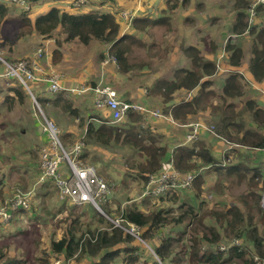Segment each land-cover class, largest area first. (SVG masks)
I'll return each instance as SVG.
<instances>
[{
	"label": "trees",
	"instance_id": "trees-1",
	"mask_svg": "<svg viewBox=\"0 0 264 264\" xmlns=\"http://www.w3.org/2000/svg\"><path fill=\"white\" fill-rule=\"evenodd\" d=\"M24 1L29 6V10H25L12 0L0 1V49L6 47L10 49L18 41L26 40L25 38L31 36L33 38L39 36L44 40L53 39L51 61L54 65H58L62 59L61 48L64 42L76 41L82 46L99 42L109 46L107 52L114 57L119 66L118 70L121 74H127L130 67V54L134 49L148 48L140 42L137 34L146 33L147 27L152 28L162 23L160 20L147 16L134 19L131 31L120 35V25L114 14L109 12L87 10L82 13H68L53 5L46 13L31 20L32 10L42 1ZM226 1L231 4L226 20L230 32L224 47L221 49L215 42H208L206 37H201L204 42L203 50L208 58L204 57L195 45L183 47L190 66L174 70L172 79L157 78L149 90L151 96L161 98L162 104H166V106L163 105L164 108L160 107L162 111L170 113L177 122L184 123L189 117L201 112V116L211 123L214 133L224 142L238 145L240 148L256 150L264 145V106H260L253 98L244 97V85L241 84L238 75L231 73L225 78L219 95L213 90L210 79L217 74L216 63L213 60L214 56L218 57L217 51L223 54V58L221 55L218 60L221 66L242 65V40L244 35H247L251 40L252 55L249 60V71L259 85L264 82V19H261L259 25L248 27L246 13L248 16V9L255 0ZM256 11L257 13L264 11L263 6H257ZM211 16L213 19L217 18L215 13ZM56 32H58L57 38L54 37ZM33 59V57L26 58L29 62ZM31 92L33 93L32 90ZM180 93L190 96L187 100L176 98ZM0 96H3V108L7 112L10 113L15 108L22 107L26 120H31L32 101L27 99L28 93L18 80L4 78L2 72L0 73ZM240 98L242 102L238 108L234 100ZM35 99L44 112L53 113L56 109L68 118L79 120L81 125L85 126L86 151L80 155V159L87 163L90 162L86 159L89 157L87 150L89 145L92 149L106 147L128 149L132 152L128 160L129 169L133 172L135 179L145 183L149 175L158 172L168 161L170 145L168 141H163L164 134H160V129L161 131L164 129V124L160 121V123L158 121L147 123L137 113H129L127 122L131 123L130 128L137 132L135 135H129L125 127L121 129V126L116 124H94L89 121L94 119L93 108H89L85 102L78 103L77 99L68 94L49 93L41 98L35 96ZM4 116L5 114L1 113L0 119ZM248 117L250 122L246 123ZM143 123H146L147 128L141 127ZM3 127L2 122L0 130ZM171 153L173 168L180 178L189 174L195 175L191 188L184 192L193 191V198L199 201L202 198V177L204 176L199 171L212 166L211 169L220 172L219 175L225 178L224 180L234 177L228 180L230 184L231 182L237 185L245 184L244 195H241L239 200L235 198L242 205V209L237 206L238 203L216 205L213 208L207 207L199 214L202 207L194 209L191 204L183 202L180 207L185 208L184 212L176 215L172 208H165V206L150 210L149 207L143 209L133 203L121 210L117 216L122 227L129 229L133 226L137 229L138 238L110 223L95 210L96 216L93 222L100 224L105 222L107 227L101 229L95 227L92 230L87 227L76 237L75 227L80 225V222L77 217H74L59 239H51L50 252L44 249L42 258L37 259L38 264H49L51 255L72 256L77 252L79 257L89 258V264L264 263V210L260 206V196L264 192V164L261 166L263 169H260L256 164L250 165L249 162H243L239 159V155H235L237 150H232L229 156L233 162L222 167L221 163L210 155L201 140L191 145L173 147ZM31 159L38 161L35 153ZM38 165L40 166V162ZM3 168L4 163L0 157V198H3L6 187ZM38 185L39 190L49 186L47 183L36 186ZM218 185L220 189L217 191L221 193L220 181ZM178 192L181 190L165 193L164 197L163 195L147 196L145 199L167 200V203L175 204L178 200ZM167 195L170 196L166 197ZM193 198L191 196L190 202ZM63 202L71 204L70 201ZM75 208L73 205L70 213L75 212ZM42 209L44 207L40 210ZM14 212L12 216L18 214L40 218L37 214V205L32 208H20ZM105 213L111 218V213L108 211ZM208 219H212L213 223H205ZM64 220L62 222H66ZM57 223L59 221L55 222L56 226H58ZM169 226H182V229L163 235L162 230ZM78 228H81V225ZM224 239L229 242L227 251L219 250L220 242ZM242 241L247 245H243ZM144 243L151 248V254ZM20 254L10 255V245H1L0 264H23L25 259L22 258V254L24 253ZM142 254H147L145 259H142ZM76 260L80 259L76 258Z\"/></svg>",
	"mask_w": 264,
	"mask_h": 264
},
{
	"label": "rangeland",
	"instance_id": "rangeland-1",
	"mask_svg": "<svg viewBox=\"0 0 264 264\" xmlns=\"http://www.w3.org/2000/svg\"><path fill=\"white\" fill-rule=\"evenodd\" d=\"M92 1L97 4L100 0ZM200 1L203 2L198 1V4L197 0H191L189 4L184 5L183 0H168V2L167 0H146V2L141 4L140 12H143V14L148 13V15L155 20L162 19L163 22L152 28L147 27L146 33L137 34L140 42L148 46V48L134 49V51L130 54V63L140 65L137 66L138 69H136L138 75H134L133 78V80H135L134 82L136 83V87L138 83L143 81L144 73H148L150 76L149 79H154V77L160 75V73L168 77L179 67H189L190 61L185 57L186 54L183 51L185 43L187 45L197 46L204 57H207L208 55H206L203 50L204 42L201 37H206L208 42H215L222 49L223 43L229 37L230 30L227 28L226 20L231 4H229L230 2H227L226 0ZM115 2H117V6L120 7H115V12H119L121 9L131 10L136 4V0H114V2L112 0L114 5ZM213 2L216 5L212 4ZM150 4L153 5L152 8L149 7ZM154 9H157V11H154ZM189 9L193 12L195 10L196 14H191ZM218 10L220 11L219 15H216L217 18L213 19L211 15L213 12ZM193 15L196 17H193ZM190 17H192L193 20L190 19ZM30 19H34L33 15H31ZM197 29L198 32L196 33ZM182 32L183 39L181 37ZM57 35L58 32L54 34V37L57 38ZM60 38L63 39V37ZM25 39L26 40L22 39L18 41L14 46L10 47V49H7V47L0 49V70L2 74L4 72V67L6 66L4 61L11 63H17L23 60L28 61L26 58H34V55L38 50H41L44 53L42 58L43 64H49L51 67L53 66L51 61L53 39L44 40L39 36L34 38L31 36ZM193 40H195L193 43H188ZM242 42L245 46V53H247L250 46L247 35H244ZM103 47V44L97 42L92 43L88 48H84L76 41L67 43L64 42L61 48L62 57L65 56V58L68 59L66 65L69 70L73 71L72 74L77 73L78 71L87 73L89 66L97 67L98 62L100 61V56L104 54V49H102ZM217 54L219 56L221 52L218 53L217 51ZM104 56L106 55L104 54ZM244 56L247 57L248 55L244 54ZM213 60L216 61V56L213 57ZM45 69L47 70V67ZM56 69L61 72L64 71L63 68L56 67ZM135 78H140V80H136ZM72 80L84 82V79L81 80L73 78ZM210 80H212L213 89L219 93L217 89L221 81L213 77H211ZM27 83L35 91L34 96L36 97H39V93L37 92H46L48 88V84L45 82ZM136 92L139 95V91ZM258 94L246 87L244 88V97L254 98L259 101L261 105H264V97ZM2 97L3 96H0V111L3 110ZM185 97L184 93H180L176 98L183 99ZM27 99L30 100V97L28 96ZM154 100L155 101L148 100L145 107L162 113L161 109H159L160 107L157 106L158 101L156 99ZM241 102V98L234 100V103L238 108H240ZM41 111L42 115H44L48 121L53 123V125L58 128L61 140L65 145L63 146L66 149L72 147L77 142L82 140L85 141L83 131L77 127L79 125V120L72 119L71 122H68V117L56 109L53 110V113L50 111L44 112L42 109ZM19 114L26 119L24 113L22 112V107L15 109L14 112L9 113L8 116L11 118V116L14 115V117L18 118ZM34 114L40 117L39 112L35 108L33 110V115ZM201 115L202 113L199 112L196 116H194V120L192 121L205 123V118L202 117L201 119ZM8 116L6 115L0 119V125L3 121H6L7 124L6 127L0 130V157L2 158V163H4L3 173L5 175L4 183L6 184L3 198H0V207L5 206V203L11 201L13 197L18 194V192L23 194L31 193V196L28 197L27 206L30 205L31 208L34 207L30 203V198L32 197V202H36L34 205H37V214L40 218H33L31 215L19 216L18 214L12 216L11 213L10 219L7 222L0 223V246L10 245V255H21L20 253H24L22 254V258L25 259L23 264H38L37 259L42 258L43 250L45 249L47 252H50L51 239H59L64 230L67 229L69 223L71 224L74 217L79 219L81 225V228H78L80 225L75 227V229H77V232L75 233L76 237H78L81 232H84L87 227L91 230L95 227L101 229L107 227V223L105 224L104 222L100 224L93 222L96 216V212L93 207L85 205L78 206L75 208V212L70 213L72 205L67 202H60L55 189L41 188L39 190V185H36L38 184L41 167L38 164L39 162L41 163V150L47 145L45 134L41 131L40 126L32 131H29L25 135L14 133L11 123L7 120ZM38 119L41 120L42 118ZM249 122L248 117L246 119V123ZM25 128L28 130V127ZM63 131L68 133L67 137L62 134ZM69 143L71 144L67 145ZM35 146H38V148H35ZM222 147H220V149ZM87 149L89 155L91 156L86 159L91 161L94 149H92L90 145ZM235 150H237L235 155H239V159L243 160V162L246 161L249 162L250 165L256 164L257 166H262L264 163V158L251 149L238 147L234 148L233 151ZM230 152H232V150H230ZM34 153L36 154L38 161L31 159ZM18 154L20 155L17 157ZM219 155L221 156V152ZM228 158L230 163L233 162L229 154L228 157L227 154L225 157V153L221 161H224L227 164ZM97 160H100V162H97ZM94 164H98L101 168H107L109 173H112L110 175L113 179H115V182L110 181V176L105 175L106 169H104V172L102 171L99 173L102 176L98 175L99 177H101L106 183L110 185H114L116 183L115 187L120 186V189H123L122 191L119 188L113 187L112 191L111 187V196L108 201L104 202L103 200H98L102 209H105L106 205L110 206L109 209L112 212L111 218L115 221L117 220L120 222V220H118L119 216L117 215L120 214L121 210L133 203L138 204L139 207L143 209H145V207H149L150 210L160 206H165V208H172L175 211L173 213L176 215L184 212L185 208L180 207L183 202L191 204L194 209L202 207V210L198 212L199 214L207 207L213 208L216 205H236V203H238L237 206L242 209V205L237 200H239L241 195H244L246 188L245 184L237 185L234 182H231L230 184L229 181L234 179V177H230L229 179L227 178V181L229 180L227 182L224 180L225 178L223 179L219 175L220 172L215 169L211 170L219 176L215 175L216 177L214 178L206 177L208 178L207 182H204V176L202 177V198H200L199 201L193 198V191H181L178 192L177 202L175 204H170L167 203V200H142L139 198V194L144 183L139 182L137 179L135 180L134 177L133 181L129 180L133 172L128 168L121 152H115L112 156L109 152L97 153ZM62 166H65V163H63ZM96 170L98 172V168H96ZM199 173H202L203 175L204 170L199 171ZM121 179L126 180L124 184H121ZM219 181L222 184V194L219 198H217V190L220 189L218 185ZM190 195L193 198L192 202H190ZM169 196L170 195H167L166 197ZM162 197H164V195ZM41 207H44V209L40 210ZM105 211L107 210L105 209ZM102 215L110 223L114 224V220L109 217L107 218L105 214ZM63 220L66 222H62ZM56 221H59V223H57L58 226L55 225ZM205 223L212 224L213 220L208 219ZM184 224L186 225V223ZM180 229H182V226H169L162 230V234L167 235L169 233L179 231ZM242 243L243 245H247L244 241H242ZM228 244V240L224 239L220 242L219 250L220 247L227 246ZM144 246L148 249V251H150L146 245ZM228 247L224 251H227ZM149 253L151 254V251ZM77 255V258L80 260L74 261L73 264L90 263L89 258L79 257V252H77ZM54 256L55 255H51L49 264ZM146 256L147 254H142V259H145Z\"/></svg>",
	"mask_w": 264,
	"mask_h": 264
},
{
	"label": "crops",
	"instance_id": "crops-1",
	"mask_svg": "<svg viewBox=\"0 0 264 264\" xmlns=\"http://www.w3.org/2000/svg\"><path fill=\"white\" fill-rule=\"evenodd\" d=\"M41 1L42 2L40 3V5H37L32 10V14L31 15H33L34 18L36 16L40 15V14L46 13L50 9V7H52L53 5L54 6L56 5V6L60 7L61 9L65 10L68 13H82V12H85L87 10H97V11L109 12L111 14H114V16L116 18V21L120 25V35H123V34L128 33V32L131 31V24H132V21L134 19L143 18V17H146V16L149 17V18H152L150 15H148V13L147 14H143V12H140L141 4L146 2V0H136V4L133 7V9H131V10H129V9H121L119 12H115L114 8L118 7V6H117V2H115V5H114V3H112V0H100L99 2L96 1L97 4L94 1H92V0H86V4L83 7H79V8L73 7L72 2L74 0H41ZM183 1H184V5H187V4L190 3L191 0H183ZM198 1L199 2H203V1L197 0V2ZM113 2H114V0H113ZM167 2H168V0H167ZM197 2H196V6H197ZM199 2H198V4H199ZM212 4H215V3L213 2ZM152 6L153 5H151V4L149 5L150 8H152ZM196 6H195V10H196ZM258 6H263V5H258ZM118 8H120V7H118ZM256 8H255V12H254V23L252 25L248 24V27H253V26L259 25L261 23V19H264V11H261V12L257 13ZM263 8H264V6H263ZM195 10L193 12V11H190V9H189L191 14H196ZM154 11H157V9H154ZM122 12H126L128 14V18L123 17L122 16ZM213 13H215L216 15H219L220 11L218 10V11H215ZM193 17H196V16L193 15ZM186 18H188V17H186ZM190 19H192V17H190ZM246 19H247V22H248L247 13H246ZM160 21L163 22L162 19ZM197 32H198V29H197L196 33ZM182 34H183V32L181 33V37L183 39ZM189 37H191V36H189ZM232 38H234V37H232ZM227 40H228V38L223 43L222 48L224 47V45H225ZM248 40H249L250 46H249V51L247 53H245L244 44L242 45V48H243V59H242V65L241 66H239V67L221 66V63H219L218 60H220V56L221 55H222V58H223V54H220L216 58L215 63H216L217 74L214 76V78H217L219 81H221L219 83L220 85H218V89H217L219 91V93L213 89L215 91V93L217 92L216 94L219 95L221 93L225 78L228 75H230L231 73H233V74L238 75L241 84L244 85V88L246 87L247 89H249V90H251V91H253V92L257 93V94L259 93L258 95L264 97V82L259 85L254 80L252 74L249 71V60H250L252 55H251V50H250V48H251V42L250 41L251 40H250V38H248ZM194 41L195 40L190 41L188 43H193ZM92 43H96V42H92ZM92 43H90L88 46H83V47L84 48H88ZM97 43H99V42H97ZM103 46H104L102 48V49H104L103 53L106 56H103V57L100 56V61L98 62L97 67H90L89 66V68L87 70V73L78 71L77 73L72 74L73 71L69 70V68H67L66 64H67L68 59H66L65 56L62 57V59H61V61H60V63L58 65H54L53 64L52 67L49 66V64L44 65L42 63L45 72H49V71L52 72L53 71V72L59 74L61 76L63 86L66 89H68V90H70V89L73 90V92L65 90V91H58L56 93H65V94H68L70 96H73L74 99H77L78 103L85 102L89 108H93L94 111L92 112V114L94 115V119H89V121H92L94 124L95 123L96 124L101 123V124L105 125V123H106L108 125H111V123H110V121L108 119L107 111L105 110V108H99L94 103V98H95L94 89H96L97 87H100V86L110 87L111 89L116 91L118 97L121 100L130 102V103H136V104H140V105L146 106V103H148L147 102L148 100L149 101H155L154 99H156L158 101V105H157L158 107L164 108V106H166V104H162V102L160 101L161 98L151 96L149 89L154 84V82H155V80L157 78L165 77V78H168V79H172L173 78V73L170 76H168V77H166V76L162 75V73H160V75H157L156 77H154V79H149L150 76L148 75V73H144L143 74L144 75L143 81L141 80L142 82L138 83V85L136 87V83L134 82L135 80H133V78H134V75H138V72H136V69H138L137 66H139V65H136L134 63H129L130 67H129V70H128L127 74H121L120 71L118 70V67H119L118 64L116 62H112V60H111L114 57L109 55L108 52H107L109 46L108 45H104V44H103ZM185 46H188V45L185 43V45L183 47H185ZM106 52H107V54H106ZM244 54H247L248 56L245 57ZM206 58H208V56ZM104 62H106V63H104ZM46 67H47V70L45 69ZM56 67L63 68L64 71L61 72V71L57 70ZM180 68H188V67L182 66V67H179L177 69H180ZM73 78H77V79H81V80L84 79V82L73 81L72 80ZM135 79L136 80H140V78H135ZM37 83H41V82H37ZM101 84H103V85H101ZM80 88H83V92L74 93L75 89H80ZM31 90L33 91V93L31 92ZM25 91L28 93V95H29V97H30V99L32 101V108H33L32 109V115H33L34 108L39 112V110L34 106L33 100H32V96L35 99V96H34L35 91L31 87H30L29 91L27 89H25ZM136 91H139L138 92L139 95L137 94ZM37 93H39L38 94L39 98L43 97L44 95L49 94L47 92H37ZM189 96L190 95L187 94L184 99L187 100L189 98ZM36 102H37V100H36ZM77 102L75 104H77ZM256 102L260 106H264V105H261L259 103V101L256 100ZM2 104H3V100H2ZM38 105L40 106L39 103H38ZM3 107H4V105H3ZM161 108H159V109H161ZM15 109H17V108H15ZM14 110L12 112H14ZM151 110H153V109H151ZM40 111H41V108H40ZM153 111H155V110H153ZM161 111H162V109H161ZM12 112H10V113H12ZM1 113L5 114V116L6 115L8 116V114H9V112H7L5 108H3L2 111H0V114ZM130 113H137V112H130ZM39 114H40V117L37 116L36 114H34L32 116V118H31V120H26L20 114H19L18 118L14 117V115H12L11 118L8 116L7 120L11 123L14 133H17L19 135H25L29 131H32L33 129H36L37 127H39L38 118H42V116L45 117L44 115H42V111H41V113L39 112ZM137 114L141 116L140 113H137ZM161 114H162V117L163 116L164 117H170L171 116L172 119L170 120V119L161 118L159 120H156V119H152L150 117H148V119L147 118H143V119H145L147 121V123H148V121H152V122H154V121H158L159 122L160 121L161 124H164L163 125L164 129L162 131L160 129V134L161 133L164 134L165 139L163 141L164 142L168 141V145H170L168 161H166V163L172 160V164H173V157H172L171 149L173 147H177V146H183V145H189V144L191 145V143H187L185 141V138H186V134L191 130V127H189L188 125L191 124V123H194L192 121V120H194V116L189 117L188 121H186L184 123H179L176 120H174L173 116L170 113H165V112L162 111ZM200 117L202 119V116H200ZM11 119H12V121H11ZM71 120H72L71 118H68V122H71ZM128 120H129V113H128V115L126 116V118L123 121L119 122L116 125L121 126V129H124V127L127 128L128 129L127 134L135 135L137 132L133 131V129L130 128V125L132 126V124L128 123L127 122ZM206 120H207V118H206ZM207 121L205 123L197 122V123L203 125L204 129H201L199 131L196 141H200V140L203 141V143L205 144V147L209 151L210 155L212 157H214V159L216 161H218V163H219V162H221L222 158L224 157V153H225V157H226V154H229L230 150H234L235 147H232V146L228 145L220 137H218L214 133L208 131V129L211 127L210 126L211 123H209ZM3 123H4V127H6V125H7L6 121H3ZM81 124L82 123L79 121V125L77 127L79 129H81V131H83V135H85V131H86L85 130V126H82ZM25 127H28V130ZM141 127L144 128V129L147 128L146 127V123H143L141 125ZM23 130H25L26 132L22 133ZM66 130H68V129H66ZM62 134L64 136H66V137L68 136V133L66 131H63ZM60 139H61V137H60ZM162 139H163V137H162ZM162 139H160V141H162ZM62 144H63V142H62ZM70 144L71 143H69L67 145H70ZM84 144H85V147L83 149V152L86 151V143H85V141H84ZM220 147H222V148L220 149ZM102 152H109L111 156L114 155L115 152H121L123 154V156H124L125 163L128 165V168L130 167L128 160L130 159V155L132 154V152L129 151L128 149L127 150L118 149V147H106L105 149H94V153H93V155L91 157V161L88 162V163L93 165L94 168L95 167L98 168V172H97V170L95 168L96 173L98 175H100L99 173L102 172V171L104 172V169H106V174L105 173L104 174L107 175V176H110V181H114L115 182V179H113L112 176L110 175L112 173H109L107 168H101L98 164H94V160L96 158V154L97 153H102ZM220 152H221V156L219 155ZM88 158H90V155H89ZM97 162H100V160H97ZM211 168H212V166H207V167L204 168V180H205L204 182H207L208 178H206V177L214 178V177H216L215 175H218L215 172H213L211 170ZM259 168L263 169V167H261V166H259ZM133 177H134V174H132L130 176L129 180L133 181ZM125 181H126L125 179H121L120 182H121V184H124ZM46 183L49 185L47 188H51L52 190L55 189V188H53L52 183H51L50 180L47 181ZM108 186L110 187V193L103 200L104 202H107L108 199L110 198V196H111V187H112V191H113V187L116 186V183L114 185L108 184ZM115 188H119L120 189V186L115 187ZM120 190L123 191V189H120ZM141 193H142V189H141V192L139 194V198L142 199V200H145L146 197H142L141 198ZM221 194H222V192L221 193L217 192V196L216 197L219 198ZM30 199H31L30 203L33 206H36V205H34V204H36V202H32V197ZM59 201L63 202L60 199H59ZM73 205L74 204H72V206ZM85 206L93 207L92 205H88V204L85 205ZM28 207H30V205H28L27 208ZM75 207L77 208V206H75ZM99 207L101 208L100 205H99ZM109 208H110V206L106 205L105 209L109 213L112 214V212L110 211ZM24 209H26V208H24ZM105 209L101 208V212H100V211H98V210H96L94 208V210H96V212L98 214L100 213L101 215L102 214L106 215Z\"/></svg>",
	"mask_w": 264,
	"mask_h": 264
},
{
	"label": "built area",
	"instance_id": "built-area-1",
	"mask_svg": "<svg viewBox=\"0 0 264 264\" xmlns=\"http://www.w3.org/2000/svg\"><path fill=\"white\" fill-rule=\"evenodd\" d=\"M12 1L24 7L25 10H29V6L25 4L24 0ZM72 4L75 8L83 7L86 4V0H74ZM258 5L264 6V0H255L248 9L249 25L254 23V12ZM122 16L128 18L126 12H122ZM43 55V51L38 50L32 62L25 60L17 63L4 61L6 66L4 67L3 77L18 80L24 89L28 91L30 87L27 82H45L48 84L47 93L54 94L58 91L65 90L73 92V90H68L63 86L59 74L53 71H44L42 64ZM111 60L115 62L114 58ZM81 92H83V88L74 90V93ZM94 94L95 105L99 108H105L111 124H118L123 121L130 112L140 113L143 118L147 119L148 117L156 120L161 118L172 119L171 116L162 117L160 111H153L143 105L121 100L116 91L107 86L97 87L94 89ZM32 100L34 106L41 113L40 106L33 96ZM38 123L41 131L45 134L47 142L46 147L42 148L40 154L41 173L38 184H43L50 180L61 201H70L77 207L87 204L92 205L96 210L101 212L98 200H104L109 195L110 187L98 176L93 165L80 159V155L85 147L84 141L77 142L72 147L66 149L60 139V132L53 123L43 116L41 120L38 119ZM188 126L191 127V130L186 134L185 141L187 143H193L197 140L198 133L201 129H204V126L197 122L191 123ZM208 131L214 133L211 127ZM230 146H235V148L239 147L235 144H231ZM253 151L264 158V145ZM63 163H65V166H62ZM220 163L222 167H225L229 163V158L227 164L224 161ZM194 178L195 175L193 174L180 178L179 174L173 168L171 160L165 163L157 173L148 176L142 187L141 198L159 196L177 189L181 191L188 190L191 188ZM29 196H31V193L23 194L18 192L11 201L5 203V206L0 207V223L7 222L12 212L20 208H27ZM260 206L264 210V192L260 198ZM114 225L137 237V229L135 227L130 226L129 229H126L117 220L114 222ZM227 247L228 245L222 246L220 250L224 251ZM77 256V253L72 256H54L50 264H73Z\"/></svg>",
	"mask_w": 264,
	"mask_h": 264
},
{
	"label": "water",
	"instance_id": "water-1",
	"mask_svg": "<svg viewBox=\"0 0 264 264\" xmlns=\"http://www.w3.org/2000/svg\"><path fill=\"white\" fill-rule=\"evenodd\" d=\"M144 245H146L149 248V250L152 251L151 248L147 244L144 243Z\"/></svg>",
	"mask_w": 264,
	"mask_h": 264
}]
</instances>
